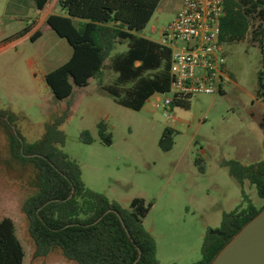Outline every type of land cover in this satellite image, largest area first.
Listing matches in <instances>:
<instances>
[{
	"label": "rangeland",
	"instance_id": "rangeland-1",
	"mask_svg": "<svg viewBox=\"0 0 264 264\" xmlns=\"http://www.w3.org/2000/svg\"><path fill=\"white\" fill-rule=\"evenodd\" d=\"M180 0H161L142 31L157 41L173 20ZM52 12V10H51ZM43 13L32 0H0V110L16 118L14 127L27 143L42 139L45 127L59 117L64 137L62 151L76 161L85 186L128 208L141 198L153 206L143 221L156 243L159 264H194L201 258L207 234L217 231L223 214L246 203L242 192L258 209L264 199L248 182L241 186L223 164L244 166L264 160V100L256 98L261 53L243 42L223 46L229 82L222 94L189 97L188 107L164 108L172 94L152 96L136 112L117 105L96 80L73 88L69 99L57 101L44 82V75L68 61L71 50L65 40L39 25L41 38L32 42L22 34L35 26ZM34 22L32 25H30ZM127 48L123 42L112 56ZM108 62L103 86L112 85L116 74ZM107 125L111 145L101 142L98 124ZM165 128L175 131L174 145L162 152L159 140ZM87 131L91 144L81 141ZM200 158L204 173L195 166ZM36 171L11 159L9 136L0 125V220L13 221L24 249L23 264H76L53 248L36 256L28 232L23 204L36 192Z\"/></svg>",
	"mask_w": 264,
	"mask_h": 264
},
{
	"label": "trees",
	"instance_id": "trees-1",
	"mask_svg": "<svg viewBox=\"0 0 264 264\" xmlns=\"http://www.w3.org/2000/svg\"><path fill=\"white\" fill-rule=\"evenodd\" d=\"M43 11L51 0H32ZM161 0H59V13L50 15L47 26L65 40L72 53L67 62L46 73L44 82L57 101L71 97L73 88L87 87L96 80L101 90L124 108L140 111L154 95L170 92V51L138 34L143 31ZM219 44L232 46L248 42L260 51L262 69L257 72L256 98L264 100V0H223ZM26 28L22 34H27ZM41 32L32 35V42ZM123 42L127 50L112 56ZM225 56V55H224ZM110 63L117 75L112 85L103 86L105 68ZM222 94V93H220ZM189 97H174L173 106L188 107ZM16 118L0 110V125L9 136L11 159L32 165L36 171V192L26 199L23 213L28 232L36 246V256L45 257L53 248L76 264H159L156 243L144 229L143 221L153 204L141 198L128 208L88 189L76 161L61 147L64 137L59 126L64 117L45 127L42 139L27 143L16 131ZM16 132V135L14 134ZM101 142L111 145L107 125L98 124ZM175 131L165 128L159 140L162 152L174 145ZM85 144L93 142L87 131ZM195 166L204 173L200 158ZM241 186L248 182L264 199V160L244 166L236 161L223 164ZM246 206L224 213L218 234H207L201 258L194 264H211L233 237L263 209L256 208L242 192ZM24 249L11 219L0 220V264H23Z\"/></svg>",
	"mask_w": 264,
	"mask_h": 264
},
{
	"label": "built area",
	"instance_id": "built-area-1",
	"mask_svg": "<svg viewBox=\"0 0 264 264\" xmlns=\"http://www.w3.org/2000/svg\"><path fill=\"white\" fill-rule=\"evenodd\" d=\"M223 0H182V7L163 30L158 45L170 51V92L174 97L214 95L229 82L226 57L219 44Z\"/></svg>",
	"mask_w": 264,
	"mask_h": 264
},
{
	"label": "water",
	"instance_id": "water-1",
	"mask_svg": "<svg viewBox=\"0 0 264 264\" xmlns=\"http://www.w3.org/2000/svg\"><path fill=\"white\" fill-rule=\"evenodd\" d=\"M210 234L219 235L217 231ZM211 264H264V209L233 237Z\"/></svg>",
	"mask_w": 264,
	"mask_h": 264
},
{
	"label": "crops",
	"instance_id": "crops-1",
	"mask_svg": "<svg viewBox=\"0 0 264 264\" xmlns=\"http://www.w3.org/2000/svg\"><path fill=\"white\" fill-rule=\"evenodd\" d=\"M58 1L59 0H51V2L49 3V5L43 10V11H41L42 13H43V15H42V18H41V20H40V22L39 21H34V22H37L36 24H35V26L34 27H32L31 28V30L26 34V36H29V37H31V35L33 34V33H36L37 32V30L39 29V25H43V24H46V20H47V18L50 16V15H52V14H57V13H59L60 11H59V8H57V3H58ZM181 7H182V0H180V2H179V5H178V8H177V10L174 12V16H173V19H174V17L178 14V12L180 11V9H181ZM51 10H52V12H51ZM34 22H32L30 25H32ZM47 25V24H46ZM50 29V28H49ZM51 30V29H50ZM163 32V31H162ZM162 32H161V34H162ZM161 34H160V37H161ZM140 36H142V32H141V34H139ZM143 37V36H142ZM40 39V38H39ZM38 39V40H39ZM147 39V38H146ZM160 39V38H159ZM159 39L157 40V41H154V42H158L159 41ZM148 40H150V39H148ZM152 41V40H151ZM14 44V42H10L8 45H6V46H4V47H2V49H0V51H3V50H5V49H9V48H11L12 47V45ZM70 50H71V48H70ZM126 50H127V48H126ZM126 50L124 51V52H126ZM123 52V53H124ZM71 53H72V50H71ZM71 53H70V56H71ZM70 56H69V58H70ZM68 58V59H69ZM46 75V74H45ZM44 75V76H45ZM223 93V92H222ZM155 96V95H154Z\"/></svg>",
	"mask_w": 264,
	"mask_h": 264
}]
</instances>
